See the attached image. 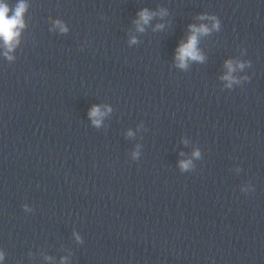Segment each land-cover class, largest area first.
Here are the masks:
<instances>
[{
    "label": "clouds",
    "instance_id": "9594fccd",
    "mask_svg": "<svg viewBox=\"0 0 264 264\" xmlns=\"http://www.w3.org/2000/svg\"><path fill=\"white\" fill-rule=\"evenodd\" d=\"M26 10V5L21 2L15 9L14 15L10 18L8 16L9 8L4 5L0 4V38H3L6 44L10 45V42L13 40L15 36L19 33L16 31L18 27H23V14ZM140 19L147 23L150 19V15L147 10H144L140 13ZM193 35L189 37L188 42L183 44L178 49V56L177 59L180 61V66H184V62L186 58L191 59H201L197 50H196V43H197V36L195 33L197 32H204L206 33L208 29L204 26L197 28L196 26H191ZM230 67V65H229ZM99 114V108H93L90 115L96 116ZM94 123H99V121H94ZM183 167H187V164H182Z\"/></svg>",
    "mask_w": 264,
    "mask_h": 264
}]
</instances>
